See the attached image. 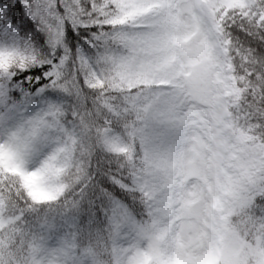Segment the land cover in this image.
I'll use <instances>...</instances> for the list:
<instances>
[{
	"label": "snow or ice",
	"instance_id": "snow-or-ice-1",
	"mask_svg": "<svg viewBox=\"0 0 264 264\" xmlns=\"http://www.w3.org/2000/svg\"><path fill=\"white\" fill-rule=\"evenodd\" d=\"M0 264H264V0H0Z\"/></svg>",
	"mask_w": 264,
	"mask_h": 264
}]
</instances>
